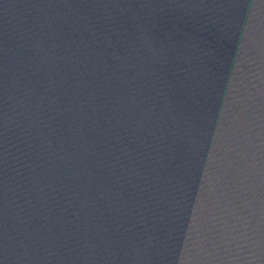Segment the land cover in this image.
<instances>
[{
    "label": "water",
    "instance_id": "1",
    "mask_svg": "<svg viewBox=\"0 0 264 264\" xmlns=\"http://www.w3.org/2000/svg\"><path fill=\"white\" fill-rule=\"evenodd\" d=\"M0 264H264V0H0Z\"/></svg>",
    "mask_w": 264,
    "mask_h": 264
}]
</instances>
